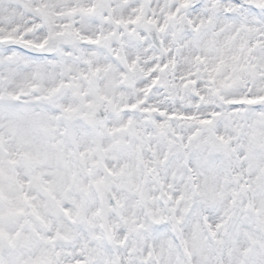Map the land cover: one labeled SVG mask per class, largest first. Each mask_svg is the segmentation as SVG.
Listing matches in <instances>:
<instances>
[{
    "label": "snow or ice",
    "instance_id": "6c2138e0",
    "mask_svg": "<svg viewBox=\"0 0 264 264\" xmlns=\"http://www.w3.org/2000/svg\"><path fill=\"white\" fill-rule=\"evenodd\" d=\"M0 264H264V0H0Z\"/></svg>",
    "mask_w": 264,
    "mask_h": 264
}]
</instances>
